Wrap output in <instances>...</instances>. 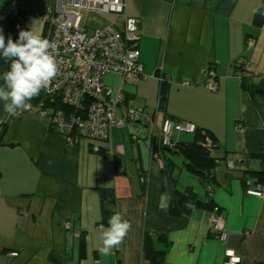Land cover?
Listing matches in <instances>:
<instances>
[{
	"label": "crops",
	"instance_id": "0c3cea01",
	"mask_svg": "<svg viewBox=\"0 0 264 264\" xmlns=\"http://www.w3.org/2000/svg\"><path fill=\"white\" fill-rule=\"evenodd\" d=\"M53 1L23 5L16 0L7 6L0 0V7L36 15ZM259 9L264 12V0L125 2L126 15L137 19L145 77L128 84L135 88L129 96L152 110L160 83L167 82V115L213 135L210 155L217 165L211 186L184 169L176 152L156 154L158 133L153 135L149 126L137 139L128 126H112L101 142L103 153H94L86 140L68 145L34 111L9 117L0 101V264H81L89 256L92 264H149L141 249L146 231L165 236L166 242L154 241L165 247V264H222L225 249L234 250L240 264L264 262V181L260 197L248 194L256 189L250 171L261 166L250 156L264 151V15L261 26L254 23ZM103 16L105 24L121 26V18ZM237 63L244 64L245 75L261 79L262 95L252 98L242 89ZM207 69L215 75V92L206 86ZM172 140L192 139L173 133ZM103 188L112 190L116 211L131 223L122 244L107 255L98 247L106 229L99 225ZM186 189L203 203L213 200L219 210L172 213L176 192ZM165 192L171 200L162 211L158 205ZM212 218L220 220L224 242L211 230ZM82 237L86 246L80 259Z\"/></svg>",
	"mask_w": 264,
	"mask_h": 264
},
{
	"label": "built area",
	"instance_id": "2783aa9c",
	"mask_svg": "<svg viewBox=\"0 0 264 264\" xmlns=\"http://www.w3.org/2000/svg\"><path fill=\"white\" fill-rule=\"evenodd\" d=\"M126 0H54L36 17L47 25V39L54 41L55 57L59 73L47 89L40 92L49 103L61 100L64 109L36 110L27 101L22 112L34 111L48 119L52 130L61 134L68 145L76 140L91 141L92 151L99 152L101 142L108 139L110 127H123L127 120L136 119L143 123H155L151 114L137 106H127L124 102L123 88L136 84L143 75V65L139 61L136 36L137 19L126 15ZM82 12L97 15H112L121 18L122 23H110L105 27L91 28L83 21ZM251 43V42H249ZM206 86L209 91H217L213 71L207 69ZM105 75L119 77L121 82L117 95L112 88L103 83ZM48 103V104H49ZM125 105L124 112L117 108ZM44 105V104H42ZM45 106V105H44ZM135 120V121H136ZM134 121V120H133ZM4 121L0 119V127ZM195 125L176 122L168 117L160 123V140L163 147L171 143L173 131L192 134ZM140 132L133 131L132 139L139 138ZM232 166V162H228ZM262 186L248 194L260 197ZM211 228L217 230V238L224 242L226 234L218 218L211 219ZM68 226V224L66 225ZM222 264H240L241 258L232 249L224 250ZM16 257L17 253H10Z\"/></svg>",
	"mask_w": 264,
	"mask_h": 264
},
{
	"label": "trees",
	"instance_id": "16d2710c",
	"mask_svg": "<svg viewBox=\"0 0 264 264\" xmlns=\"http://www.w3.org/2000/svg\"><path fill=\"white\" fill-rule=\"evenodd\" d=\"M10 1L12 3H15L16 0H10ZM41 13L42 12L38 14H41ZM260 13H261L260 9L257 10L255 13L254 23L257 26H261L263 24L262 23L263 18ZM24 16L25 15L22 12L14 13L3 7H0V29L3 30L6 43H7L8 36H11L13 40L15 41L18 38V34L20 30H28L26 29V27L23 26L22 17ZM41 35L44 38H47L48 36V30H47L46 24H43V31ZM9 66H10V62H5L4 60L0 59V86H3L4 81L2 79V76L5 72L9 70ZM245 68L246 67L244 66L243 63H237L235 66L236 73L239 75L240 80H241L240 82H241L242 89L245 92H247L252 98L262 95L263 85H262L261 79L256 81L253 79L251 75H245V73L247 72V70L245 71ZM167 95H168L167 82L162 81L160 83L156 106L154 109L151 110L147 106L142 105V104L130 105L129 104V100H130L129 94L125 91V88H123V97H124L125 104L127 106H137L138 108H142L143 110L147 111L149 114H151V116L153 117V120L155 119V123H153L151 126V124L143 123V121L132 119V120H127L126 124L123 127H119V128H124L128 126L131 130V134L133 131H139L141 138H144L145 134L143 133V129L145 126H149L152 130L151 132L153 135L156 132L158 133V150L156 154L160 156V154L163 153V151H170L171 153L176 152L178 155H181L185 160L182 166L184 169L186 168L188 172L198 175L201 181L211 186L212 181H213L212 172H213L214 167H216L217 165L216 164L217 161L215 160V158H213L210 155V149L214 147L215 140L213 138V135L208 130L200 128L194 124L196 130L191 134L192 140L190 142H179V141L174 142L172 140V134L173 133L183 134V132L173 131L171 134L170 145L163 147L161 143L160 123L164 118L166 117L170 118L164 110L165 105H166ZM48 100L49 98H45L44 94L40 92L37 96L33 97L30 100V103L34 107H36V110H39L42 108V109H45L47 112L49 110H55L57 108L64 109V103L61 100H57L54 103H49ZM42 104H44L45 106ZM125 107L126 106L123 104L121 107L119 106V108L117 109L119 110V112H124V110H126L124 109ZM157 121H160V122L158 123ZM174 121L182 122V121H177V120H174ZM114 128H118V127H114ZM76 141H79V140H76ZM88 142L91 143V141H88ZM102 151L103 150L101 149L99 152H96V153H103ZM250 158L258 160L261 164L260 169L251 170L250 173L256 179V186L257 185L262 186L261 183H263L264 181L263 180L264 178V151L258 154H253L250 156ZM120 165L121 163L115 157L114 158L115 171H118L120 169L119 168ZM112 193H113L112 190L108 188H103L99 190V211H100L99 225H100V228L101 227L107 228L109 226L108 225L109 218L111 217V215L117 212L115 209V201L112 198L113 197ZM176 193H177L178 200H177L176 206H173L174 208L172 209V213L188 216L193 209H204V210L206 209L210 211L219 210V206L215 204L213 200L209 199V200H206L205 203H203L200 200H198L195 193L189 189H186L183 193H179L178 191ZM188 205H191V206L189 207ZM211 230L217 235V232H218L217 230H214V229H211ZM155 239H159V240L162 239L166 242V238L163 235V233L155 234V233L146 231L143 234L142 243H141L142 255L144 259L149 262V264H165L164 262L165 261L164 259L165 258V247L155 246L154 245ZM85 246H86L85 239L84 237H82L79 242V248H80L79 258L80 259L84 258L85 256L84 254ZM50 258L51 260H53L52 256ZM259 264H264V262H260Z\"/></svg>",
	"mask_w": 264,
	"mask_h": 264
},
{
	"label": "clouds",
	"instance_id": "9594fccd",
	"mask_svg": "<svg viewBox=\"0 0 264 264\" xmlns=\"http://www.w3.org/2000/svg\"><path fill=\"white\" fill-rule=\"evenodd\" d=\"M54 53V41L44 38L33 27L20 30L15 41L8 36L7 43L0 29V59L10 62L9 70L2 76L0 101L9 117L18 118L27 101L47 89L58 75L60 69ZM170 200L168 193H161L158 206L162 211H167ZM108 225L99 234V251L105 255L118 248L131 230V223L120 211L111 215ZM81 264H92L91 257H86Z\"/></svg>",
	"mask_w": 264,
	"mask_h": 264
},
{
	"label": "rangeland",
	"instance_id": "374dc122",
	"mask_svg": "<svg viewBox=\"0 0 264 264\" xmlns=\"http://www.w3.org/2000/svg\"><path fill=\"white\" fill-rule=\"evenodd\" d=\"M20 3H22L23 5H26V0H20ZM7 6L8 5H13V3L10 0H6L5 3ZM26 13V14H25ZM23 14L25 15L24 17H22V22H23V26L26 27V29H30L31 27H33L35 29V31H37L38 33H42L43 31V24L41 23L40 20H38L35 17V14L31 13V12H23ZM82 17H83V21L86 25H88V27L91 28H100V27H104L108 23V20L105 16L103 15H97V14H90L88 12H82ZM103 83L105 85H107L108 87L112 88L113 90V96L117 95V90L119 88V84L121 82V79L119 77H112L111 75H105L103 78ZM125 91L128 94H131L135 91L134 85H125ZM130 97V96H129ZM129 104L133 105V104H141L139 101V99L137 98H129ZM157 102V101H156ZM184 136L188 137L190 140L192 139V135L191 134H185L183 133ZM189 140V141H190ZM174 158L176 160H179V163L184 162V158L181 155H176L174 156Z\"/></svg>",
	"mask_w": 264,
	"mask_h": 264
}]
</instances>
